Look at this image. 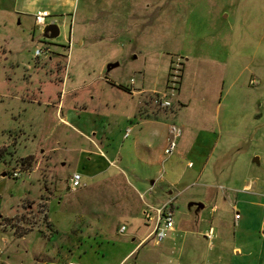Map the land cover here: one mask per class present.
<instances>
[{"label": "rangeland", "instance_id": "obj_1", "mask_svg": "<svg viewBox=\"0 0 264 264\" xmlns=\"http://www.w3.org/2000/svg\"><path fill=\"white\" fill-rule=\"evenodd\" d=\"M17 1L0 0V174L7 172L0 176V264L63 261L87 229L109 244L82 263L114 264L150 230L142 218L124 217L135 197L144 207L140 196L152 207L172 203L175 233L143 242L126 264H202L185 255L207 245L199 233L209 227L223 229L229 253L209 254L204 264H264V0H74L70 14L48 19L59 27L50 40L13 10ZM46 44L49 58L35 57ZM142 81L155 89L153 99L173 89L170 106L153 103L157 114L166 111L153 127L175 149L157 148L151 165L132 146L137 127L121 124L122 112L135 114V100L110 93L111 116L98 112L105 82ZM60 94L67 123L56 112ZM97 165L104 172L90 178ZM73 172L88 186L70 190ZM189 203L204 208L196 215ZM233 232L244 257L232 254Z\"/></svg>", "mask_w": 264, "mask_h": 264}, {"label": "crops", "instance_id": "obj_2", "mask_svg": "<svg viewBox=\"0 0 264 264\" xmlns=\"http://www.w3.org/2000/svg\"><path fill=\"white\" fill-rule=\"evenodd\" d=\"M73 5H74V0H18L17 3L15 4V6L13 7V10H18V12L20 14H22L24 16L31 17V18H33V20H34V14L36 12L47 11L49 16L46 17L45 22L55 23L54 21H48V19L50 20L51 17H56V16L57 17L67 16L68 14H70L72 12ZM34 24H35V21H34ZM105 83H106L105 87L108 91L105 90V93H107V95H105L103 98L102 108L98 109L99 110L98 112L100 113L99 115H101L104 118L106 117L107 119L111 116V114H109L110 111L108 109V107L111 106V104H110V102H111L110 93H113V94H117V93L119 94L120 93V94L126 95V97H130L131 99H133V101L135 100V103H136L135 114H133V115L128 114L125 116L122 112L121 113V115H122L121 116V118H122L121 124L123 123V121L124 122L129 121L132 124H134L133 127H137L136 132H135L136 137H135V140L133 141L132 146L135 148V150H137V152L141 156L145 157V159L147 160V164H149V165L153 164V161L151 158L155 154L156 149L162 148V150H164L166 148V139H167V138L164 139V137L156 134V130L153 127V125L156 123L155 122L156 121L155 120L156 115L161 116L162 114L165 115V113H166V111L160 110L157 114V109H156L155 105L153 104V97L154 96L152 97V95L156 92L155 89L150 88V86L146 85L143 81L140 82V84L136 85V86H133V85L123 86L120 83H108V82H105ZM119 86L125 87V89H123L122 87H119ZM180 89H181V86L179 88V93H178L179 96H180ZM94 97L95 96L92 95L91 92H89V96H88L89 103H91L94 100ZM61 98H62V94H60V97L57 98V100H56V112L60 115V120L64 123H67L68 122L67 121V114L68 113L63 114L64 100ZM75 103H77L76 100H75ZM180 104H182V103L180 102ZM75 106L76 105H73L74 109H75ZM90 106H91V104H90ZM94 109L97 110V107H94ZM67 112H68V109H67ZM127 130H129V128ZM180 134H181V132H180ZM194 138H195L193 140L194 143L192 145H194L198 141L199 134ZM89 140H90V138H89ZM190 148H191V145L185 151V152H187L188 155L192 151V149L190 150ZM51 149L52 148H49L48 151L52 152ZM41 152H42V150L40 151V153ZM88 152H89V154L92 153L91 151H88ZM99 156H101V155H99ZM89 161L91 163V161H94V160L90 159ZM39 164H40V162L38 161L36 163V167L39 166ZM191 164H192V162L188 161L187 167L188 166L190 167ZM19 166H20V168L21 167L22 168L27 167V165L24 163H21ZM35 169H37V168H35ZM104 169L105 168H100L98 165L95 166L94 168H91L89 171V177L90 178L96 177L98 174L103 173ZM4 173H6V171L1 173V177H4ZM89 177H87V178L90 179ZM81 178H82L81 182L84 181L82 183L83 186L87 187L89 182L86 181L85 177L81 176ZM103 180L105 181V179H103ZM97 184L100 185V181ZM123 185H125V184L123 183ZM131 186L134 188V185H131ZM209 187H212V186H209ZM249 189H250V187L248 185L243 186V188H242V190H245V191H248ZM70 190H72V189H70ZM134 190L137 191V189H135V188H134ZM211 192L214 193L213 199L217 200L218 196H217L216 190H212ZM220 199H222V198H220ZM139 200H141L144 207L142 209H139L140 206L137 205V199L135 197V206H133L134 208H130V212H125L124 217H130V218L138 219V220L140 218H142V219H140L142 221V223L150 229V225L145 222L144 217H143V211L145 210V207L149 204L147 202H145L144 199L141 198V196L139 197ZM220 202H221V205H223V206H226V204L228 203V201L225 202V200L220 201ZM239 202H241V200ZM163 203H167V200L165 202H162L161 204H159L157 206H160ZM242 203H246V204L250 203V200H243ZM228 205L230 206L231 204L228 203ZM157 206H155V207H157ZM169 206L173 210L172 203L169 202ZM192 207H193V211L196 215L200 212L199 210H202L204 208V206L202 208H196L195 206H192ZM262 207H264V206L262 205ZM232 208L239 210L235 201H234V204L232 205ZM217 209H218V206L215 203L212 204L211 211L216 212ZM217 220L220 222L219 217ZM121 226L125 227V225H120L117 231L120 234H124L126 229H124V231L121 232L120 231ZM87 230H88L87 231L88 233L86 234L87 236L85 235L83 237H78L76 243H70V245H69L70 248L68 249V255L66 257H64L63 261H55L54 259H50V258L46 259V260L45 259H37V261H36L37 264H45V263L46 264H64L65 262H68V261L83 264L81 261V258H83V257L90 258L93 255L98 256V254L95 253L94 249L100 248L103 251L105 244H109V242L105 241L101 238L102 233L97 232V231H93L90 229H87ZM31 232L26 233V234L25 233L22 234L21 236L18 237V239H21V240L25 239L29 234H31ZM149 232H150V230L147 232L146 236L144 238H142L130 250L126 249L125 252L124 251L121 252L120 255L118 256V258L116 259V261L114 262V264H126L127 261L133 256V254H132L133 251L137 247H139L140 244L147 241L146 237L149 234ZM172 233H175L174 224H173L172 231H170L168 233V235L172 234ZM52 234L53 233H51L50 235H52ZM199 234L201 235V238L204 241H208L207 245L206 246H197V247L193 248V250L191 249L192 251H189V252L186 251L187 253L185 256L194 258L193 257L194 254L195 255L197 254L199 259L202 261V264H204V261L207 260V257L209 256V254H212V256L217 258V259H221L223 257V254L226 255L227 253H229V251L226 249L228 246H224L225 245V239H224L225 234L223 232V229H220L217 233H215L214 230L212 229V227H209L206 231L199 233ZM232 238H233V241L235 242L237 237L234 234V232L232 233ZM214 240L217 241L216 244H215ZM260 240H261V238H260ZM260 243L264 244V240L260 241ZM55 246H57V245H55ZM61 246H65V243H62ZM74 246H78V247L75 248ZM107 246H109V245H107ZM241 246H243V245L236 244V242H235L233 245V248H232V254L236 255V256L244 257L245 248L244 247L242 248ZM244 246H246V245H244ZM262 246H264V245H262ZM68 258H70V259H68ZM75 258H77L76 261L74 260ZM109 263L110 262H108V264Z\"/></svg>", "mask_w": 264, "mask_h": 264}, {"label": "built area", "instance_id": "obj_3", "mask_svg": "<svg viewBox=\"0 0 264 264\" xmlns=\"http://www.w3.org/2000/svg\"><path fill=\"white\" fill-rule=\"evenodd\" d=\"M48 16H49V14L47 13V11L36 12L34 14L35 25H37L38 27L43 29V27L46 23L45 19ZM50 54H51V50H50L48 44H46L45 47H42L41 49H37L35 51V57H39L40 55H43V56L47 57V59H48ZM170 87L175 88V78L173 79ZM170 96L171 97L173 96V89H171V94L163 93L159 96H156L153 99V103L162 107V108H167L168 106H170V101H169ZM170 132L173 134L174 138L180 136V130L179 129L172 127L170 129ZM174 149H175L174 140H169L168 145L164 149V153L170 155L174 151ZM19 172H20V168L17 167L16 169L12 170L9 173V176L12 179H16L20 175ZM5 175H7V172L4 173V176ZM0 176H1V174H0ZM81 179L82 178H81V175L79 173L73 172L68 179L69 180V187L71 189H76L78 187H81V185H82ZM143 217H144L145 222L150 225V232L147 235L146 240H151V241H154L156 244H159L167 237L168 233L170 231H172V229H173V210L169 206V202L163 203L162 205L157 206V207H152V206L147 205L145 207V210L143 211ZM237 217H238V215L236 214L235 218H237ZM124 229H125L124 226L120 227L121 232H123ZM64 264H79V263L68 261V262H65Z\"/></svg>", "mask_w": 264, "mask_h": 264}, {"label": "water", "instance_id": "obj_4", "mask_svg": "<svg viewBox=\"0 0 264 264\" xmlns=\"http://www.w3.org/2000/svg\"><path fill=\"white\" fill-rule=\"evenodd\" d=\"M58 35H59V27L55 23L46 24L41 31V36L44 39H48V40L55 39L56 37H58ZM116 66H118L117 62L109 63L106 66V71H110L111 69L115 68ZM189 206L190 207L195 206L196 208H202L203 207V205L200 203H189Z\"/></svg>", "mask_w": 264, "mask_h": 264}, {"label": "trees", "instance_id": "obj_5", "mask_svg": "<svg viewBox=\"0 0 264 264\" xmlns=\"http://www.w3.org/2000/svg\"><path fill=\"white\" fill-rule=\"evenodd\" d=\"M121 87H122V86H121ZM122 88L124 89V87H122ZM22 163H24V164H26V165L28 164L27 162H22Z\"/></svg>", "mask_w": 264, "mask_h": 264}, {"label": "flooded vegetation", "instance_id": "obj_6", "mask_svg": "<svg viewBox=\"0 0 264 264\" xmlns=\"http://www.w3.org/2000/svg\"><path fill=\"white\" fill-rule=\"evenodd\" d=\"M45 26V25H44ZM42 31V30H41ZM50 60V59H49Z\"/></svg>", "mask_w": 264, "mask_h": 264}]
</instances>
